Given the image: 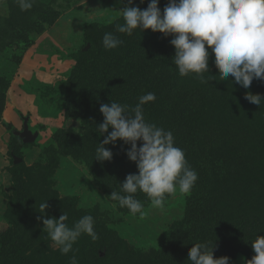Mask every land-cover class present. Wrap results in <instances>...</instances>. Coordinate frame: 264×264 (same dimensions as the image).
Returning a JSON list of instances; mask_svg holds the SVG:
<instances>
[{
  "label": "rangeland",
  "instance_id": "1",
  "mask_svg": "<svg viewBox=\"0 0 264 264\" xmlns=\"http://www.w3.org/2000/svg\"><path fill=\"white\" fill-rule=\"evenodd\" d=\"M41 1L43 11L53 9L58 13L55 24L38 26L37 30H29L23 36L26 26L20 27L15 20L6 23L12 10L7 0H0V28L9 34L12 31L11 38L0 39V75L8 85L0 119V157L5 159L0 164V233L9 228L13 230L17 223L8 215L10 200L28 196L26 192H29L36 198L37 206L47 201L46 218L59 219L61 204L67 207L66 213L71 214L69 226L84 215L93 216L98 239L93 241L82 235L77 243L88 242L89 250L96 252L98 259L99 254L103 257L104 253L107 257L101 264H117L121 257L124 264H166L182 261L178 254L171 252L170 246L175 245L178 236L172 228L184 223L181 233L186 231L191 235L188 225L193 226L195 214L208 215L205 207L211 208L212 215L216 214L218 207L210 205L215 194L223 197L225 205L227 199L232 203L234 199L241 202L247 198L260 202L251 207L264 215V174L259 164H254V157L259 155L260 159V155H264V125L256 123L251 115L250 108L256 104L245 99L246 93L264 99V80L254 79L247 90L236 84L234 78L227 82L220 80L216 73L215 78L203 83L194 75L180 76L176 80L179 74L172 63L175 56L172 39L166 41L168 48L155 47L154 58L148 60L130 52L135 38L115 32L116 24L123 20L114 11L127 6L126 0L124 4L120 0ZM150 2L145 0L141 4L140 0H135L132 6L144 10ZM161 2L163 0L158 4ZM108 32L119 36L124 43L116 49L105 50L102 40ZM86 56L94 58L93 66L84 64ZM217 70L214 55H210L209 71ZM143 75L149 81L145 82L147 85ZM148 92L155 93L156 100L145 105L146 120L172 131L176 146L184 150L189 165L198 173V180L189 195L177 194L170 198L163 212L150 206L146 194L137 193L145 207V216L140 218L118 204L114 207L116 202L107 199L112 191H119L127 175L138 174L136 164L126 155L130 145L118 140L115 145L105 146L113 153L111 166L112 160L97 161L98 145L92 144L95 136H87L91 131L84 122L88 119L86 110L93 103L97 102L100 107V101L107 98L109 103L115 101L131 108L139 96ZM87 94L89 99H85ZM70 98L82 107L68 108ZM99 107L97 105L96 109ZM100 116H103L101 112ZM26 119L36 140L23 143L19 157L33 171V176L42 172L46 178V183L38 180V188L28 187L29 177L25 176V185L23 179L19 181L14 176L12 169L18 164L5 152L15 131H23ZM75 135L80 141L75 142L77 147L72 149L69 139L76 138ZM100 138L97 144L103 142L104 138ZM67 139L68 144H63ZM29 174L31 172L25 175ZM45 185L46 190H42ZM38 190L40 192H36ZM37 193H40L38 197ZM243 193L246 196H242ZM25 218L20 217V225L26 224ZM40 235L42 243L48 241L47 245L42 244L41 250L50 256L41 264H70L73 253L61 254L46 232ZM30 240L27 238L29 245L33 243ZM38 247H32L27 254L34 264H40ZM24 251V246L18 249V261H23L20 254ZM75 255L79 264H83L86 256L81 254L84 257L79 259V255ZM242 258L249 260L236 255L228 264H243ZM187 264H190L188 260Z\"/></svg>",
  "mask_w": 264,
  "mask_h": 264
},
{
  "label": "clouds",
  "instance_id": "2",
  "mask_svg": "<svg viewBox=\"0 0 264 264\" xmlns=\"http://www.w3.org/2000/svg\"><path fill=\"white\" fill-rule=\"evenodd\" d=\"M16 2L21 11H28L35 0ZM144 2L140 0L141 4ZM120 3L124 4L125 0ZM134 3L135 0H126L127 6L114 11L123 20L116 24L115 32L132 36L136 30L150 29L173 36L170 41L175 49L172 63L179 76L194 75L205 82L209 57L214 55L220 80L234 78V82L246 90L254 79L264 80V0H168L163 13L159 0H151L144 10L132 6ZM123 43L112 32L105 33L102 40L105 50L116 49ZM245 99L258 106L264 102L260 95L251 93H246ZM155 100V93L148 92L138 97L134 107L111 101L99 109L104 119L97 131L101 136L107 135L97 144L95 160L111 161L113 153L105 146L115 145L120 140L130 145L126 155L138 169V174L127 175L119 191H112L107 199L116 202L114 207L118 204L140 218L145 216V207L137 193L146 194L150 206L163 212L170 198L177 194L189 195L198 180V173L189 165L184 150L176 146L172 131L146 120L144 107ZM39 207L44 214L47 201ZM68 219L65 212L59 219L43 218V231L61 254L73 253L70 264H79L74 245L82 235L93 241L98 239L95 221L93 216L84 215L69 226ZM213 247L209 243L194 244L188 252V261L190 264H228V257L213 258ZM252 249L255 255L251 260L242 258L243 264H264V235L256 237Z\"/></svg>",
  "mask_w": 264,
  "mask_h": 264
},
{
  "label": "trees",
  "instance_id": "3",
  "mask_svg": "<svg viewBox=\"0 0 264 264\" xmlns=\"http://www.w3.org/2000/svg\"><path fill=\"white\" fill-rule=\"evenodd\" d=\"M7 1L12 11H11L10 19H6L5 22L8 23L11 22L12 20H15V22L19 23L20 27L23 28L24 26H26L24 29L25 32L23 36H26L27 31L29 30L32 31L37 30L38 26L42 27L44 24L48 26L49 25L53 26L58 18V13L54 12L53 9L47 11L42 10L44 9V4L41 0H35L33 8L28 11H21L16 0H7ZM167 2L168 0H163V2L158 4L159 8L163 10L162 6L163 5L166 6ZM32 15L35 16L33 20L29 18ZM11 35H12V31L9 34L8 31H4L2 28H0V39L5 40L11 38ZM132 37L135 38L136 40H134L135 42L134 49L130 48V52H133L135 54L139 53L140 56L144 57L143 59H148V60L154 58L156 54L154 50L155 47L157 46L160 47L158 48V50H163L162 47L168 48V46L166 45V41L168 39L174 38L171 35L165 36L162 33H158V32L154 33L150 29L144 30L142 32L136 30L134 31ZM17 61H19V59H17ZM94 62L95 61L92 56L85 57V63H84L85 65L93 66ZM214 73L219 74L218 70L212 73H210L209 71L208 72L209 75H207L204 79L210 80L211 77L215 78ZM142 78L144 80V83L149 82L146 80L144 75L142 76ZM179 78L180 76L178 75L176 80H178ZM218 78L220 77L218 76ZM230 79L232 78L230 77L229 80ZM229 80L227 82H229ZM7 88H8L7 83L2 79V76L0 75V119L4 109V104L6 102ZM77 93L80 94L81 90H77ZM88 95L89 94L86 95L85 99L88 97ZM75 97L78 98L79 96L75 95ZM69 100L70 103L67 105L68 108L73 109V108L82 107V104L78 105L75 102L73 103L71 98ZM100 102H101L100 106L102 104H110L107 98L103 99ZM93 104L94 105H89L90 109L86 110L88 119L84 123H86L87 126H89L88 130L91 131V133H87V136H91V137L95 136L92 138V144L97 145V139L99 141L101 139L100 138L101 135L97 131V128L103 122L104 118L103 116H100L99 104H97V102ZM97 105L99 107L98 110L96 109ZM251 109H252L251 115L255 117L254 119L256 120V123L258 122L261 125H264V102H262L260 106L254 105L252 108H250V110ZM231 118L236 119V116H232ZM109 132H111V129H109ZM106 135L107 133H105L104 136L102 137L105 138ZM75 136L76 138L69 139V144L72 149L77 147L75 142L80 141V137H78V135ZM65 143L68 144V139L63 144ZM23 145H24L23 141L19 137L11 136V141L9 143V154H11V156H16L18 158H21L19 157V150H20V146L22 147ZM64 147L66 146L64 145L63 148ZM258 156L254 157V164L255 165L259 164V170H261L264 174V155L263 156L260 155V159H258ZM233 157L235 159H238L237 155L236 156L233 155ZM251 159L253 162V158ZM113 161L114 160L110 162V166L113 164L112 163ZM93 169L95 170L94 167ZM30 172L31 174L25 175ZM32 172L33 171H31V169L25 166L24 162L15 165L12 169V173L14 174V176L17 177L19 181L20 179H23L25 185H27V183L24 181V178L25 176L29 177L28 187L33 186L35 188H38L39 187L38 180L46 183V178L43 177L42 172H38V174L35 176H33ZM45 187L47 188L46 185L43 188H41L40 186L42 190L43 189L46 190ZM263 189H264V184H263ZM26 190L28 191L29 189ZM36 192H40V191L38 190ZM26 193H28V196L25 195L23 198L18 197L16 201L15 198L10 200V205H9L10 213L8 215L13 221L16 220L17 223L15 224V228L13 230L9 228L7 232L0 233V246H1L0 264H22V262L23 264H34V262L30 261V258L27 256V254L31 253L32 247H37V246H39L37 250L40 253L39 254L40 264L42 263L44 258L50 257L49 255H46L43 250H41L42 244L47 245L48 241H43V243L41 242L42 237L40 235V232L45 233L46 231H43V227L39 221V220L42 221L43 218H46L45 214L47 213L46 212L47 209L45 210L44 214H41L40 207L37 206L38 202H36V198H34L33 194L29 192ZM39 194L40 193H37L36 197H38ZM242 196H246V194L243 193ZM211 199L213 200L210 202V205L215 204V206L218 207L216 210V214L212 215L211 213L212 210L211 208L209 209V207H205L206 210L205 213H207L208 210V215L195 214L193 226L188 225V227L191 230V235H189V233H186V231H184L186 234L181 233L182 232L181 229L184 226V223H178L175 225V227L172 228V231H174V233L178 236L177 238L175 237L176 240L175 245L170 246V248L172 249L171 252L174 254L175 253L178 254V256L182 259V261L180 260L178 263L170 261L166 264H187L188 252L190 251L191 247H193V245L196 243H209L210 245H214L213 247L214 259L228 257L230 260L236 255H243L249 260H251L253 255H255L252 249V242L256 239L258 235H264V215H261L259 211H254V207L251 206L252 204L253 206L259 204L260 202L254 203L255 201L251 200L250 198H247L245 200H242L241 202L238 199H234L232 203L230 200L227 199V204L225 205L223 197L216 194ZM61 205H62L61 207L63 208L59 210V212L62 215L63 212L66 213L67 207L64 204ZM32 211H34V213H32ZM59 212H55L54 214H57ZM21 216H26L25 225L19 224ZM255 216L256 217L260 216L262 219L260 220L255 219L256 218ZM68 217L69 219L68 221H66V223H69V220L72 218L70 213L68 214ZM29 237L31 238L30 241L33 242L30 243V245L32 246L28 244L27 238ZM22 246H24L25 248V251L20 254L23 261H18L16 255L18 249ZM89 247L90 245L88 242H86L85 240L80 241L79 243L74 245V249H76L75 254L79 255V259L81 257L86 256L84 257L83 264H101V261L106 259L107 256L104 255V257H100L101 255L100 253L98 259L96 252L90 251ZM46 252H48V249ZM48 254L51 255V253ZM81 254L84 256H81ZM122 259L123 258L121 257V260L117 259L116 262L113 259L111 260H113V262L117 264H124ZM90 260L96 261L97 263H91L89 262ZM170 260H172V258ZM125 261L126 262L130 261V258L127 257ZM149 262L150 260L147 261V263Z\"/></svg>",
  "mask_w": 264,
  "mask_h": 264
},
{
  "label": "water",
  "instance_id": "4",
  "mask_svg": "<svg viewBox=\"0 0 264 264\" xmlns=\"http://www.w3.org/2000/svg\"><path fill=\"white\" fill-rule=\"evenodd\" d=\"M14 134L17 137H20L23 140L24 144H30V143L35 142V140H36V136H33L32 132L29 130L27 119L24 121L23 131L22 132H15ZM13 157L15 159V164H20L23 161L21 158H18L16 156H13ZM102 256L104 257V253L102 254Z\"/></svg>",
  "mask_w": 264,
  "mask_h": 264
},
{
  "label": "crops",
  "instance_id": "5",
  "mask_svg": "<svg viewBox=\"0 0 264 264\" xmlns=\"http://www.w3.org/2000/svg\"><path fill=\"white\" fill-rule=\"evenodd\" d=\"M2 129V128H1ZM6 130V129H5ZM15 132H18V131H15ZM1 133V132H0ZM2 134V133H1ZM13 136H15V134L13 135ZM15 137H17V136H15ZM20 138V137H19ZM21 139V138H20ZM11 140V139H10ZM22 140V139H21ZM23 141V140H22ZM10 142V141H9ZM6 147V146H5ZM8 147V146H7ZM6 153H7V156L9 155V147L7 148V151H5ZM4 160L5 159H3V156H2V158L0 157V164L2 163V162H4Z\"/></svg>",
  "mask_w": 264,
  "mask_h": 264
},
{
  "label": "flooded vegetation",
  "instance_id": "6",
  "mask_svg": "<svg viewBox=\"0 0 264 264\" xmlns=\"http://www.w3.org/2000/svg\"><path fill=\"white\" fill-rule=\"evenodd\" d=\"M23 128H24V126H23Z\"/></svg>",
  "mask_w": 264,
  "mask_h": 264
}]
</instances>
